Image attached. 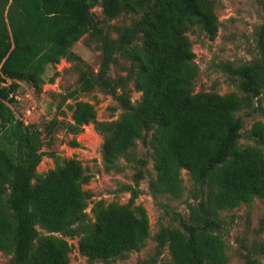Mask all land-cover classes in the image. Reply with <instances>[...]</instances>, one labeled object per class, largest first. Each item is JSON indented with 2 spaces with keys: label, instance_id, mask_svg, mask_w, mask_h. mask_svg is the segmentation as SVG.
<instances>
[{
  "label": "trees",
  "instance_id": "16d2710c",
  "mask_svg": "<svg viewBox=\"0 0 264 264\" xmlns=\"http://www.w3.org/2000/svg\"><path fill=\"white\" fill-rule=\"evenodd\" d=\"M96 7L107 19H137L116 27L118 37L112 38L94 16ZM195 26L217 36L219 21L208 0H0V252L13 256L8 264H71L68 239L78 238L81 254L93 262L122 259L145 246L150 223L143 207H133L135 189L129 205L96 203L93 223L84 190L90 176L80 161L56 157L54 169L37 172L45 133L78 135L89 124L104 138L109 166L151 133L156 197L181 198L182 171L191 175L190 197L198 204H189L182 228L157 237L160 248L169 245L172 264H229L220 215L264 199V123L253 124L248 137L254 144L243 147L238 117L264 89V27L262 57L235 71L241 96L195 93L200 69L188 36ZM85 35L102 52L99 71L72 50ZM63 59L79 72L68 99L103 91L123 110L118 120L99 121L95 106L85 101L69 105L71 122L54 119L43 130L17 117L11 105L20 84L41 91L47 68ZM120 59L129 63L128 74L113 78L111 66ZM131 82L143 94L138 105ZM143 177L139 173L137 181Z\"/></svg>",
  "mask_w": 264,
  "mask_h": 264
},
{
  "label": "rangeland",
  "instance_id": "374dc122",
  "mask_svg": "<svg viewBox=\"0 0 264 264\" xmlns=\"http://www.w3.org/2000/svg\"><path fill=\"white\" fill-rule=\"evenodd\" d=\"M218 21L217 36L212 39L200 26L188 31L195 61L200 74L195 81V93L212 92L220 95L238 93L239 77L235 71L251 65L262 57L259 45L262 28L264 27V0H208ZM94 16L102 23L112 38H117L116 27L129 26L137 17L123 14L116 19H107L100 7L94 9ZM95 71H99L102 63V52L97 43L85 35L72 48ZM129 63L120 59L119 64L112 65L110 76L117 78L128 74ZM79 72L73 62L63 59L56 65L47 68L44 75V85L41 91L27 83H21L15 93L13 111L25 124H35L44 129L54 119L72 121V111L69 105L77 101L89 102L95 106L99 121H116L123 110L115 99L100 90L89 94H79L74 99H68L76 89ZM131 100L138 105L142 100V92L135 90L134 83L129 85ZM243 123L240 144L243 147L254 144L248 137V132L256 122L264 123V89L254 100L250 109L238 113ZM151 133L145 139L137 141L136 146L121 157L114 166L105 163L102 154L104 138L93 124L84 127L81 133L73 135L65 130H57L52 136L43 135L44 157L37 168L40 175L48 173L56 166V159L78 160L82 163L89 181L84 190L90 194L89 206L86 212L94 223L93 207L99 201L108 204L129 205L133 191L138 197L133 207L141 206L146 210L150 223V236L145 246L132 251L127 257L112 262L90 261L79 249V239H68L72 251L71 264H172L170 247H159L158 235L164 229L182 228V223L189 220V204L198 202L190 197L194 185L191 175L183 170L181 178L185 192L181 198L170 195L155 196L153 184L156 180L151 150L147 142ZM51 153L56 155L51 156ZM57 157V158H56ZM144 177L138 182L137 175ZM135 189V190H133ZM221 230L219 234L225 243L229 264H264V199L256 198L250 205L244 204L234 210L224 211L220 215ZM40 234H47L40 227ZM12 255L0 252V264H8Z\"/></svg>",
  "mask_w": 264,
  "mask_h": 264
}]
</instances>
